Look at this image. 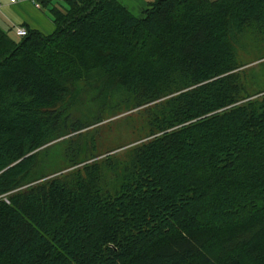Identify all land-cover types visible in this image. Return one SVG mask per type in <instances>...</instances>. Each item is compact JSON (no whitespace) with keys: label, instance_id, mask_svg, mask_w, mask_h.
I'll return each mask as SVG.
<instances>
[{"label":"trees","instance_id":"16d2710c","mask_svg":"<svg viewBox=\"0 0 264 264\" xmlns=\"http://www.w3.org/2000/svg\"><path fill=\"white\" fill-rule=\"evenodd\" d=\"M37 1L51 33L0 27V264H264V79L237 58L264 51V0ZM87 88L92 124L149 106L147 139L48 170Z\"/></svg>","mask_w":264,"mask_h":264},{"label":"rangeland","instance_id":"374dc122","mask_svg":"<svg viewBox=\"0 0 264 264\" xmlns=\"http://www.w3.org/2000/svg\"><path fill=\"white\" fill-rule=\"evenodd\" d=\"M42 11L51 20L47 8L42 7ZM5 29H8V34L14 39L19 38L15 34V26H13V29L7 27ZM263 53L264 51L259 45L253 44L248 39H243L241 45L237 46L238 60L246 63L241 67L245 76L244 82L248 83L253 79H264V64L259 63L261 60H256ZM100 91L94 92L92 89L87 88L79 92L78 95L80 96L76 98L77 107L79 108L77 116L85 122L84 126L77 132H73L49 144L47 152L44 155H40L39 158L42 163L47 165L46 168L48 170H59L68 164L64 152L70 146L79 145L82 151L81 157L84 154L89 155L91 152H95L101 154L94 159H100L105 155H109L113 156L115 160H121L122 154L129 146L147 139L145 138L148 131L147 111L145 110L149 106L126 109L123 104H120L116 107H109L113 103L107 100L100 113H96L99 115V122L92 124L91 121L95 118L94 116H90V113L97 112L95 107L101 101L95 98L100 96ZM110 149L115 150L108 151ZM94 159L87 160L83 163H89ZM83 163L78 165L81 166ZM72 168H66L61 170V172L68 171Z\"/></svg>","mask_w":264,"mask_h":264},{"label":"crops","instance_id":"0c3cea01","mask_svg":"<svg viewBox=\"0 0 264 264\" xmlns=\"http://www.w3.org/2000/svg\"><path fill=\"white\" fill-rule=\"evenodd\" d=\"M118 1L136 15H141L142 11L151 2V0ZM0 3V27L13 29V26L25 24L28 28L37 29L44 34L53 31L54 24L52 20L45 16L42 7H35L30 0H16L14 2L0 0Z\"/></svg>","mask_w":264,"mask_h":264},{"label":"built area","instance_id":"2783aa9c","mask_svg":"<svg viewBox=\"0 0 264 264\" xmlns=\"http://www.w3.org/2000/svg\"><path fill=\"white\" fill-rule=\"evenodd\" d=\"M9 1L14 2L16 0H9ZM30 1L34 3L35 7H37V8L41 7L40 3L37 0H30ZM0 7H1V3H0ZM26 33H27V30L24 26H22V25H16L15 26V34L17 36H24V35H26Z\"/></svg>","mask_w":264,"mask_h":264},{"label":"bare ground","instance_id":"6f19581e","mask_svg":"<svg viewBox=\"0 0 264 264\" xmlns=\"http://www.w3.org/2000/svg\"><path fill=\"white\" fill-rule=\"evenodd\" d=\"M41 5V4H40Z\"/></svg>","mask_w":264,"mask_h":264}]
</instances>
